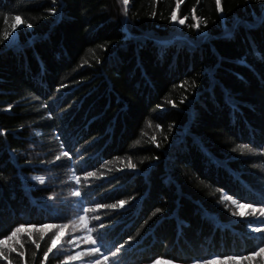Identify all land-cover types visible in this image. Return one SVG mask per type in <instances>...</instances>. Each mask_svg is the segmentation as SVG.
Returning <instances> with one entry per match:
<instances>
[{
	"label": "trees",
	"instance_id": "16d2710c",
	"mask_svg": "<svg viewBox=\"0 0 264 264\" xmlns=\"http://www.w3.org/2000/svg\"><path fill=\"white\" fill-rule=\"evenodd\" d=\"M220 6L0 0V264H264V0Z\"/></svg>",
	"mask_w": 264,
	"mask_h": 264
},
{
	"label": "snow or ice",
	"instance_id": "6c2138e0",
	"mask_svg": "<svg viewBox=\"0 0 264 264\" xmlns=\"http://www.w3.org/2000/svg\"><path fill=\"white\" fill-rule=\"evenodd\" d=\"M123 2H124L125 5H128L129 0H123ZM216 4H217V9H218V11L223 12V8L220 6V0H216ZM177 7H179V5H177ZM52 11L55 12V9H53ZM13 19H14V21L16 22L15 24H13V28L15 29V27L17 26V24L22 23V21H21V17L18 16V15L15 16ZM176 21H177V13H176V11H173V12L171 13V22H176ZM178 23H179L180 25H184V24H185V19H180V20L178 21ZM28 26L30 27L31 25H28ZM194 27L197 28V29H199V27H200L199 23L195 24ZM63 155H64V156H68V152H66V151L63 152ZM56 159L59 160L60 157L57 156ZM127 167H128L129 169H131V170H134V169L136 168V165H135L134 163H132L131 161H129ZM89 175H91V173H89ZM34 179H37V180L39 181V183H41V184L44 183V179H43V178L36 177V178H34ZM72 195H73V196H76V197H79V196L81 195V193H80V191H75V192L72 193ZM224 199H225V200H229V199H231V198H230L229 196H224ZM125 203H126V201L121 200V201L119 202V207H123V206L125 205ZM232 203L235 204L238 208H248V209H251V213H250V214L253 215V216H255L257 212H259V215H260L261 217H264V207L255 208V207H253L251 204H239V203H237V201H235V200H232ZM117 207H118L117 204H112V205H111V208H113V209H115V208H117ZM91 210H92V209H88V208L83 209V211H84L85 213H87V212H89V211H91ZM156 211L159 212L160 210L157 209ZM234 215H235V213H234ZM240 215L243 216L244 213H240ZM95 219H99V217H95ZM80 220H81V221H84L85 224L87 223L86 218H85L84 216H81V217H80ZM53 228H59V231H57L55 237H53L52 242H51V246L48 247L47 251H45L44 254H43V255H44V260H45V261H47V259H48V257H49V253H52V252H53V249L56 248L57 241H59L60 238H61L60 234L64 231L65 228H67V225H64L63 227H59V226H57V225H53V224H46V225L43 226V228H41V229H39V230H40V231H44V230H51V229H53ZM23 231H25V229H24L23 226L16 228V229L11 233V235L7 237V240H0V246H2V247H6V246H7V241H8V240H12L14 237H16L17 233H20V232H23ZM89 231H91V229H89ZM252 231H254V232H262V231H264V228H261V227H255V228L252 229ZM129 239L131 240V238H129ZM89 242H90L91 244H93V245H96V244H97V241H96L95 239H92L91 237H89ZM69 243H71V241H69ZM37 247H39V245H37ZM123 247H124L123 244L120 245L115 251H112L111 255H112L113 257L117 256V254L120 252V250H121ZM11 250H12V251H15L14 248L11 249ZM90 251H91L92 253H98V252H100V247H99V246H97V247H93L92 249H90ZM21 255H23V254L21 253ZM256 256H264V247L259 248V251L253 252L250 256L243 257V259L251 261V260H253ZM0 258H4V259H6V260L8 259L6 256H4V253H3V252H0ZM77 258H78V257H72V256H70V257H68V260H74V259H77ZM108 259H109V257H108L107 255H105V256H104V260L107 261ZM229 259H233V258H229ZM68 260H66V261L64 262V264H68ZM8 264H11V261H10V260L8 261ZM95 264H100V261H99V260H96V261H95ZM156 264H160V261L157 260V261H156ZM208 264H216V262H215V261H209Z\"/></svg>",
	"mask_w": 264,
	"mask_h": 264
},
{
	"label": "rangeland",
	"instance_id": "374dc122",
	"mask_svg": "<svg viewBox=\"0 0 264 264\" xmlns=\"http://www.w3.org/2000/svg\"><path fill=\"white\" fill-rule=\"evenodd\" d=\"M16 40V34L13 32L10 37H9V42H14ZM160 261V264H177L173 261H170V260H159ZM148 264H156V261L152 262V263H148Z\"/></svg>",
	"mask_w": 264,
	"mask_h": 264
},
{
	"label": "bare ground",
	"instance_id": "6f19581e",
	"mask_svg": "<svg viewBox=\"0 0 264 264\" xmlns=\"http://www.w3.org/2000/svg\"><path fill=\"white\" fill-rule=\"evenodd\" d=\"M122 8V7H121ZM254 20V19H253ZM99 81V80H98ZM177 240V239H176Z\"/></svg>",
	"mask_w": 264,
	"mask_h": 264
}]
</instances>
